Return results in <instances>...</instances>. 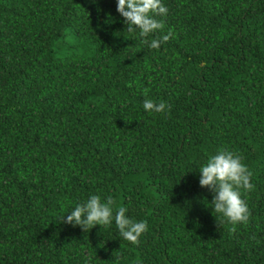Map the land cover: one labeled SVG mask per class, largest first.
Masks as SVG:
<instances>
[{
  "label": "trees",
  "instance_id": "trees-1",
  "mask_svg": "<svg viewBox=\"0 0 264 264\" xmlns=\"http://www.w3.org/2000/svg\"><path fill=\"white\" fill-rule=\"evenodd\" d=\"M161 2L153 49L118 0H0V264H264V0ZM221 148L252 172L247 224L200 186ZM92 195L139 245L60 222Z\"/></svg>",
  "mask_w": 264,
  "mask_h": 264
},
{
  "label": "clouds",
  "instance_id": "clouds-1",
  "mask_svg": "<svg viewBox=\"0 0 264 264\" xmlns=\"http://www.w3.org/2000/svg\"><path fill=\"white\" fill-rule=\"evenodd\" d=\"M91 2L98 3V0H91ZM117 11L123 17L127 30L133 33L139 30L141 42L150 48L159 49L161 42H167L172 35L169 31L162 37V41L147 39L155 31L164 27L163 22L153 16V14L167 15L168 9L161 0H118ZM147 91L145 89V95ZM143 108L149 113H162L166 104L145 99ZM200 173V186L208 188L213 193L212 210L217 219V214H222L232 225L247 224L251 212L240 190L250 192L254 189V185L251 183L252 172L242 163V157L221 148L217 154L210 156L207 163L201 167ZM114 204L112 197L102 202L99 195H92L86 203L78 204L74 210L70 211V215L61 217L60 222L74 227L80 226L86 232L96 225L111 226L114 219L120 237L139 245V238L147 231L146 222H137L128 217L126 207H119L114 214L112 207ZM232 231L235 232V227Z\"/></svg>",
  "mask_w": 264,
  "mask_h": 264
}]
</instances>
